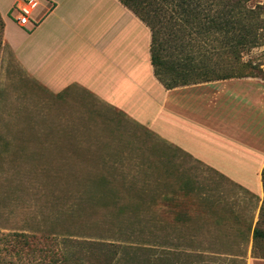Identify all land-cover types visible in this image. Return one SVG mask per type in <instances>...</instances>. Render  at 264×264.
Returning <instances> with one entry per match:
<instances>
[{
	"label": "rangeland",
	"instance_id": "374dc122",
	"mask_svg": "<svg viewBox=\"0 0 264 264\" xmlns=\"http://www.w3.org/2000/svg\"><path fill=\"white\" fill-rule=\"evenodd\" d=\"M244 1L264 41V0ZM235 51L212 53L219 75L264 77V43ZM255 190L91 95H50L0 21V264H248Z\"/></svg>",
	"mask_w": 264,
	"mask_h": 264
},
{
	"label": "crops",
	"instance_id": "0c3cea01",
	"mask_svg": "<svg viewBox=\"0 0 264 264\" xmlns=\"http://www.w3.org/2000/svg\"><path fill=\"white\" fill-rule=\"evenodd\" d=\"M41 2V24L23 28L11 16L15 0H0L3 43L29 78L55 97L110 104L249 191H263L264 77L168 90L154 74L150 29L119 0Z\"/></svg>",
	"mask_w": 264,
	"mask_h": 264
},
{
	"label": "trees",
	"instance_id": "16d2710c",
	"mask_svg": "<svg viewBox=\"0 0 264 264\" xmlns=\"http://www.w3.org/2000/svg\"><path fill=\"white\" fill-rule=\"evenodd\" d=\"M119 1L150 29L151 63L156 78L166 89L256 75H219L212 62V53L230 50H236L234 58L241 61L237 55L240 49L264 43L255 24H243L244 0ZM249 15L253 17L256 12L249 11ZM261 180L264 193V168ZM259 216L252 236L254 258L264 259V255H257L260 250L264 253V199Z\"/></svg>",
	"mask_w": 264,
	"mask_h": 264
},
{
	"label": "built area",
	"instance_id": "2783aa9c",
	"mask_svg": "<svg viewBox=\"0 0 264 264\" xmlns=\"http://www.w3.org/2000/svg\"><path fill=\"white\" fill-rule=\"evenodd\" d=\"M41 3V0H15L11 16L23 28H37L41 22L36 21L35 15Z\"/></svg>",
	"mask_w": 264,
	"mask_h": 264
}]
</instances>
